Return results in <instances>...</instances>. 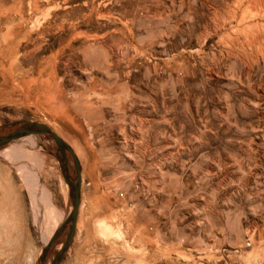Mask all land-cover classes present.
<instances>
[{
	"label": "rangeland",
	"instance_id": "obj_1",
	"mask_svg": "<svg viewBox=\"0 0 264 264\" xmlns=\"http://www.w3.org/2000/svg\"><path fill=\"white\" fill-rule=\"evenodd\" d=\"M200 1L0 0V55L22 74L0 126L45 124L81 164L63 264H264V26L259 42ZM25 77L55 112L10 103ZM55 147L0 150V264H37L71 211Z\"/></svg>",
	"mask_w": 264,
	"mask_h": 264
},
{
	"label": "water",
	"instance_id": "obj_2",
	"mask_svg": "<svg viewBox=\"0 0 264 264\" xmlns=\"http://www.w3.org/2000/svg\"><path fill=\"white\" fill-rule=\"evenodd\" d=\"M33 135L45 136L55 142L54 155L60 162L65 183L69 188L71 211L54 231L48 243L43 246L37 261V264H61L71 247L78 229L82 199L81 164L73 148L62 137L49 126L33 121L23 120L0 126V150L12 142ZM60 241L63 242L59 250L49 262L52 251Z\"/></svg>",
	"mask_w": 264,
	"mask_h": 264
},
{
	"label": "bare ground",
	"instance_id": "obj_3",
	"mask_svg": "<svg viewBox=\"0 0 264 264\" xmlns=\"http://www.w3.org/2000/svg\"><path fill=\"white\" fill-rule=\"evenodd\" d=\"M193 1V0H192ZM196 1V0H195ZM195 4H196V2H194ZM193 3V4H194ZM164 4V3H163ZM191 4H192V2H191ZM188 5V4H187ZM181 6V5H180ZM190 6V5H189ZM223 8H226L227 9V11L225 10H223ZM188 9V8H187ZM208 9H212L213 11V17H212V21L213 22H215L216 23V25L218 24V26L219 25H221V23H223L222 24V26H224V24H233V23H235L236 24V26L237 27H244V29L247 31V29H246V27L248 26V24L250 25V28L253 30L252 32L250 31V29H249V33H248V35H246V36H249V38L251 37L252 39L253 38H256L257 39V37H259V39H260V32H259V27H261V26H264V0H202V1H200L198 4H196L194 7H193V11H195V12H198V14L199 13H204V12H206ZM249 9H251L250 11L251 12H249ZM209 16V15H208ZM190 17V16H189ZM194 17V16H193ZM186 18H188V17H186ZM191 19H192V17H191ZM190 19V20H191ZM203 22H205V18L200 14V16H196L195 18H193V23H195V24H200V23H203ZM209 22V21H208ZM191 23V22H190ZM189 24V23H188ZM247 25V26H246ZM192 26V25H191ZM217 26V27H218ZM227 27H228V25H227ZM206 28V27H205ZM211 28V27H210ZM214 28V27H213ZM221 28V27H220ZM249 28V27H248ZM219 29V28H218ZM234 29V28H233ZM208 30V29H207ZM227 30V29H226ZM231 30V29H230ZM264 30V29H263ZM208 31H210V30H208ZM218 31V30H217ZM220 31V30H219ZM244 31V30H243ZM245 31V32H246ZM254 31L255 32H257V33H254ZM216 32V31H215ZM233 32V31H232ZM238 32H241L242 33V30H240V28H239V30H238ZM244 32V33H245ZM259 32V33H258ZM222 33V32H221ZM236 33V32H235ZM240 33V34H241ZM251 33V34H250ZM262 33V35L264 34V31L263 32H261ZM192 34V33H191ZM203 34H207V33H203ZM203 34H201V35H203ZM217 34H219L218 32H217ZM239 34V35H240ZM197 35V34H196ZM211 35V34H210ZM228 35V34H227ZM227 35H226V37H227ZM230 36H231V34H229ZM243 35V33L241 34V36ZM245 35V34H244ZM193 36V35H192ZM246 36H244V37H246ZM208 37V36H207ZM225 37V36H224ZM263 37V36H262ZM205 38H206V36H205ZM235 37H233V39H234ZM239 39H240V36L238 37ZM236 39V40H238L239 41V39ZM243 38V37H242ZM247 38V37H246ZM201 39H203V38H201ZM227 39V38H226ZM229 39V38H228ZM227 39V40H228ZM232 39V40H233ZM259 39H257V40H259ZM263 39H264V37H263ZM223 40V39H222ZM226 40V41H227ZM244 40H245V38H244ZM248 40V39H247ZM246 40V41H247ZM261 40V39H260ZM260 40H259V42H260ZM231 41V40H230ZM234 41V40H233ZM232 41V42H233ZM243 41V40H242ZM252 42V44L250 43V42ZM248 42H249V44H250V48H251V45H252V48H253V44H254V42L253 41H255V48H256V44H257V42H256V40L254 39V40H249ZM219 42H221V43H223L222 41H219ZM236 42V41H235ZM248 42H243V44L245 43H247V45H248ZM262 42V41H261ZM263 42H264V40H263ZM227 43V42H226ZM228 43L230 44L231 42H229L228 41ZM228 43H227V46H229L228 45ZM234 43V42H233ZM240 43H241V39H240ZM238 44H239V42H238ZM238 44H234V45H236V47H237V45ZM260 43H258L257 45H259ZM230 46H231V44H230ZM230 46L228 47V48H230ZM232 46H233V44H232ZM231 46V47H232ZM246 46V45H245ZM234 47V46H233ZM235 47V48H236ZM241 48H243L244 46H240ZM240 48V49H241ZM231 49V48H230ZM234 49V48H233ZM237 49V48H236ZM240 49H238L236 52H239V50ZM244 49H246V48H243V50ZM248 49H246V50H244V51H246L247 53H249L248 51H247ZM258 50V49H257ZM264 49H262V51H263ZM242 51V50H241ZM243 51V52H244ZM252 51V50H251ZM253 51H254V48H253ZM230 52H232V50L230 51ZM235 52V51H234ZM242 52V53H243ZM241 53V52H240ZM245 53V52H244ZM244 53H243V55H244ZM254 53V52H253ZM263 53H264V51H263ZM232 54V53H231ZM246 54V53H245ZM236 56L237 54H232V56ZM239 55V54H238ZM240 55H242V54H240ZM241 57V56H240ZM244 57V56H243ZM247 58V57H246ZM245 58V59H246ZM244 59V58H243ZM35 138V137H34ZM36 140V139H35ZM15 147V146H14ZM14 147L13 148H11V153H13V151L15 150L14 149ZM24 148L25 147H22V148H16V150H15V153H22V151H25L24 150ZM29 148V147H28ZM7 149H9V148H7ZM28 150V149H27ZM34 150V149H33ZM10 151V150H9ZM3 153H5V152H3ZM27 153H29V152H27ZM30 154V153H29ZM13 156V155H12ZM12 156H10V157H12ZM15 156V155H14ZM14 160V159H13ZM14 161H16V160H14ZM17 162V161H16ZM63 219H64V217H63ZM63 221V220H62ZM60 223L61 222H59V225H60ZM59 225H57V227L59 226Z\"/></svg>",
	"mask_w": 264,
	"mask_h": 264
},
{
	"label": "crops",
	"instance_id": "obj_4",
	"mask_svg": "<svg viewBox=\"0 0 264 264\" xmlns=\"http://www.w3.org/2000/svg\"><path fill=\"white\" fill-rule=\"evenodd\" d=\"M14 63L15 62H14L13 58H7V57L0 55V106L1 107L9 105L8 75L11 74L14 77H16V74H17V76H22V74L20 73L19 70L17 72V70L14 66ZM10 83H11L10 87H12L11 91L14 92V96H15V101L10 102V103H12L14 105L23 104L25 106H29V100L32 99V102H31L32 107H30V109H32V110L35 109L37 112H41L42 110H47V112H49L50 114L53 111L55 112L57 110V108L51 103H49L50 105H48V107H46L47 109H44L45 107L40 106V104H37L38 103L37 98L43 97V94H44V90L41 91V88L38 89V86L40 84L38 79H36L34 77H25L24 79L22 78L21 80L11 81ZM50 91H52V89ZM30 93L31 94L33 93L35 95L32 97L30 95ZM30 96H31V98H30ZM70 249H71V247H70ZM70 249H69V251H70ZM66 255H65V257H66ZM39 256H40V254H39ZM39 256H38V258H39ZM64 260H65V258H64ZM63 261L61 264H63Z\"/></svg>",
	"mask_w": 264,
	"mask_h": 264
}]
</instances>
